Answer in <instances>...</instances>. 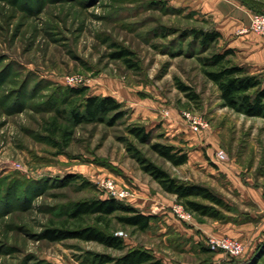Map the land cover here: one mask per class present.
<instances>
[{
  "label": "rangeland",
  "instance_id": "374dc122",
  "mask_svg": "<svg viewBox=\"0 0 264 264\" xmlns=\"http://www.w3.org/2000/svg\"><path fill=\"white\" fill-rule=\"evenodd\" d=\"M201 1L0 0V264H87L93 254H123L98 242L50 241L43 234L49 228L97 225L93 217L80 223L68 220L66 213L75 201L109 197L102 187L106 177L133 193L130 200H122L131 205L142 187L155 195L161 191L160 183L128 151L125 139L172 176L209 183L236 203L237 211L226 212L231 220L256 212L237 198L214 160L222 149L229 155L226 160L235 157L242 169L248 168L242 170L243 177L264 175V118L223 106L218 87L204 74L200 58L221 51L220 41L203 51L192 36H183L192 28L214 27ZM256 1L264 7V0ZM123 48L132 51L126 60L115 57ZM72 75L88 80L70 85L67 77ZM180 83L198 97L188 96ZM84 86L90 94L124 101L127 114L115 125L74 123L69 111L83 97L71 96L67 89ZM145 109L153 113L145 115ZM184 110L203 115L210 128L192 133L181 115ZM132 124L155 129L154 141L179 146L183 136L178 135L188 132L208 144L184 147L192 149V157L175 166L150 144L137 142L128 132ZM171 125H180L181 131L173 135L168 132ZM112 230L127 232L125 240L135 246L156 249L164 264L201 263L191 251L194 244L158 221L141 231L114 219ZM229 237L250 245V239ZM209 250L215 257L204 254V264L229 260L223 252ZM253 259L264 262V245Z\"/></svg>",
  "mask_w": 264,
  "mask_h": 264
},
{
  "label": "trees",
  "instance_id": "16d2710c",
  "mask_svg": "<svg viewBox=\"0 0 264 264\" xmlns=\"http://www.w3.org/2000/svg\"><path fill=\"white\" fill-rule=\"evenodd\" d=\"M240 1L254 12H264L262 4L256 0ZM183 36L186 38L192 36L199 42L203 51H208L220 41L221 33L214 27L210 29L196 27L186 31ZM131 54L132 51L123 48L115 53V57L126 60ZM234 54L233 49H225L201 57L203 72L218 87L223 106L247 116L264 118V78L261 73H254L247 67L237 64L233 60ZM179 86L191 98L198 97V94L193 92L188 85L180 83ZM88 90L86 86L67 89L71 96L83 97V100L73 105L69 111L74 123L106 122L109 125H115L127 114L122 101L111 95L90 94ZM128 132L137 142L150 144L155 152L175 166L186 164L189 160V154L184 147L154 141L155 129H148L144 124H132L128 127ZM125 140L128 151L140 162L142 169L157 180L165 192L176 195L177 200L194 213L195 217L198 219L207 217L221 221L232 219L226 212L237 211V208L222 195L206 185L172 176L154 161L144 157L134 143L128 139ZM66 215L68 220H77L80 223H83L86 217H93L97 225H83V223L81 227L76 228H49L44 232V238L50 241H63L70 238L94 241L108 248L123 251V254L119 256L93 254L92 258L84 261L85 263L164 264L151 249L142 246L128 247L126 240L112 230L114 219L137 230H149L155 215L145 214L137 207L114 197H94L75 201L68 206ZM262 245H264V240L258 244L250 256L244 259L227 256L229 260L222 264H248L257 255ZM253 260L251 264L258 263L257 260Z\"/></svg>",
  "mask_w": 264,
  "mask_h": 264
},
{
  "label": "crops",
  "instance_id": "0c3cea01",
  "mask_svg": "<svg viewBox=\"0 0 264 264\" xmlns=\"http://www.w3.org/2000/svg\"><path fill=\"white\" fill-rule=\"evenodd\" d=\"M201 2L202 4H200V7L203 11L211 14L214 28L221 33L219 44L222 50L233 49L235 52L233 60L237 64L247 67L254 73H261L264 78V36L252 31L244 30L250 24V18L253 11L245 6L240 0H205ZM218 94L219 100H221L220 91H218ZM152 113L153 112H151V114ZM143 114L149 115L150 111L145 109ZM154 126L155 125L153 124L149 128H153ZM180 127V125H171L168 132L176 135L177 132L181 131ZM187 127L190 129L188 125ZM191 132L196 133L193 130ZM178 136H183V141L180 140L179 142V146L181 147L194 149L201 147L206 148V145L208 144L207 139H202L203 137L199 138L192 134L189 135L188 132L186 135L183 134ZM191 151L192 149H189V152L187 151L189 154L188 161H190L192 157ZM214 162H217V164L220 165L219 171L221 170L223 174H226L229 177L228 180L232 183L228 186L234 192H237V198L249 203V206L257 209L256 212L259 214L250 211L251 214H254L250 215V218L245 217L243 220L221 221L207 217L202 219L194 217L191 221H183L178 219L171 211L172 206L177 202L176 195L165 192L162 187H160L161 191L157 192L158 195H155L149 187H142V189L139 190V193H136L137 198L134 202L137 203L133 202V206L137 207L141 212L156 216L152 221V225L158 221L160 225H164L165 230L169 228L173 229L172 231L177 232L179 236H184L187 239V243L194 244V252L193 250H190L197 256V258H202L200 264H204L205 262L203 257L204 254L207 256L211 254V260L215 257L206 245V240L210 236H239L250 239V245L247 244L246 246V252L248 250L250 252L248 256H250L258 244L264 240V181H261V178H264V175L260 173L255 177L253 174L250 175V173H247V175L243 177L242 170H248V168L242 169L243 167L237 163L235 157L230 158V160L219 157L214 160ZM216 171H213L212 174ZM255 179H258L259 182L255 183ZM200 184L210 187L209 183ZM212 185L214 184L212 183ZM220 195L223 197L225 196L223 194ZM224 198L231 205L236 206V203L230 201L226 197ZM166 205L170 206V212H167L165 209ZM245 209L247 210L248 208ZM162 214H164L163 218L157 217ZM167 233H165V236H168ZM126 244L128 247L135 246L127 241ZM167 244L171 245V242ZM148 249H151L157 257L160 256L159 258L162 259L163 262H167L166 259L162 257V254L156 251V249L150 247H148ZM183 252L184 251L180 253ZM179 262L180 264H183L181 260H179Z\"/></svg>",
  "mask_w": 264,
  "mask_h": 264
},
{
  "label": "built area",
  "instance_id": "2783aa9c",
  "mask_svg": "<svg viewBox=\"0 0 264 264\" xmlns=\"http://www.w3.org/2000/svg\"><path fill=\"white\" fill-rule=\"evenodd\" d=\"M244 30L252 31L264 36V12L253 11L250 18V24ZM87 80L88 79L83 75H72L67 77V82L70 85L84 84ZM166 114H169V111H167ZM181 115L190 129L194 132H201L210 128V122L199 113H195L191 110H184ZM217 155L222 159H229V155L222 149L217 152ZM102 187L109 197L127 201L133 196V193L128 189L120 190L117 186L116 180L110 177L103 179ZM171 211L180 220L191 221L194 219L193 213L185 209L180 203L174 204ZM116 235L124 239H127L128 237V233L123 230L117 231ZM207 244L211 250L223 252L226 256L240 257L246 252V245L241 240L229 236H210L208 237Z\"/></svg>",
  "mask_w": 264,
  "mask_h": 264
}]
</instances>
